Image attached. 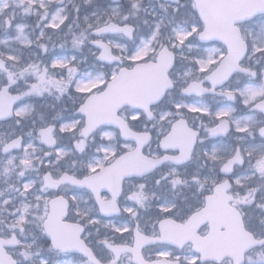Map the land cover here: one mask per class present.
Returning <instances> with one entry per match:
<instances>
[{"label":"snow or ice","instance_id":"obj_1","mask_svg":"<svg viewBox=\"0 0 264 264\" xmlns=\"http://www.w3.org/2000/svg\"><path fill=\"white\" fill-rule=\"evenodd\" d=\"M0 264H264V0H0Z\"/></svg>","mask_w":264,"mask_h":264}]
</instances>
